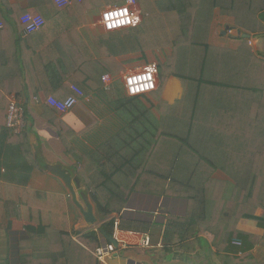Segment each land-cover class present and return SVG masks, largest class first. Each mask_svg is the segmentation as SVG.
I'll return each mask as SVG.
<instances>
[{
	"label": "crops",
	"instance_id": "obj_1",
	"mask_svg": "<svg viewBox=\"0 0 264 264\" xmlns=\"http://www.w3.org/2000/svg\"><path fill=\"white\" fill-rule=\"evenodd\" d=\"M103 1L82 0L79 5L71 0L70 6L59 9L37 0H0V264H31L30 259L43 258L58 232L78 241L85 233L96 231L97 243L90 248L93 252L109 243L100 233L101 226L117 246L104 263L96 264H220L211 242L227 234L224 230L230 228L229 221L216 229L214 216L218 218V214L203 223L195 220L203 197L201 190L195 189V168L190 167L195 164V143L189 149L179 140L178 132L170 129L193 123L196 128L211 129L209 137L214 140L212 129H229L231 120H214L218 114L211 113V107L223 101L224 117L237 108L229 102L227 108L225 97L219 101L211 97L214 92L194 87L186 95L199 99V118L193 122L175 116L174 109L187 90L172 71L158 73L155 91L129 98L124 77L148 63H165L172 49L159 51L142 43L136 51L106 58L102 38L108 33L99 24V15L104 8L118 4L97 3ZM134 1L142 13L138 0ZM262 1L254 0V7H261ZM27 13L44 19L41 29L30 35L20 23ZM253 16L247 26L238 27L234 17L221 15L215 8L206 41L210 47L224 50L225 83L247 88L254 85L264 96V31L260 29L264 30V9L256 10ZM242 35L249 37L244 41ZM103 76L110 80L104 83ZM214 76L212 72L208 77ZM91 80L94 86L90 93L68 112L59 114L46 104L48 97L65 100L71 96V85ZM246 96L240 92V104L233 105L243 106ZM12 100L23 109L24 127L16 140L4 141ZM188 104H184L185 110L193 111V104ZM206 109L210 116H206ZM25 144L30 170L16 160ZM79 159L86 162L84 173L90 184L98 188L101 183L103 189L97 191L100 205L112 210L104 217L77 173ZM56 165L71 173L76 192L87 194L97 218L95 226L86 225L64 183L46 169ZM208 175L213 180L227 179L219 170ZM119 191L120 199L112 197ZM255 214L261 216L262 211ZM108 223L111 225L105 226ZM48 228L53 230L50 240L31 244L29 230ZM236 228L257 236L262 233L255 222L245 219H240ZM145 238L149 240L147 247L141 244ZM239 251L233 253L239 255ZM252 255L257 263H264V248L254 246Z\"/></svg>",
	"mask_w": 264,
	"mask_h": 264
},
{
	"label": "trees",
	"instance_id": "obj_2",
	"mask_svg": "<svg viewBox=\"0 0 264 264\" xmlns=\"http://www.w3.org/2000/svg\"><path fill=\"white\" fill-rule=\"evenodd\" d=\"M37 1L39 3H52ZM73 1L79 3V5L82 3V0L80 2L77 0ZM123 1L126 3L127 0H104L103 2L97 3L118 4ZM138 2L141 11L146 15L145 17L142 15L143 22L144 18L149 16L151 18H148L149 24L155 25L158 28L161 27L165 31L168 30L172 37L169 43L171 45L169 47L172 49V55L165 63H157V65L158 73L160 72V68L163 71L162 74L167 71H172L175 77L185 84L187 91L179 104L183 105V107L177 104L174 109V115L177 117L181 115L183 120H193V122L199 118L197 114V101L199 99L196 100L197 96H187L188 91L194 87L202 88L203 90H207V92H214V95L211 96L212 98L217 97V99L221 98L222 100L225 97L227 101L226 107L229 102L233 107L237 108L224 117L223 113L226 112V109L223 101H221L222 103L217 101V106L211 107V113L218 114V117L214 120H231L229 129H212L214 131V136L212 137L214 140H210L209 137L211 136V129L196 128V125L193 123H189L188 127L173 128L170 130L178 132L179 140L182 141V144L185 141V145L189 149L194 148L192 146L195 143V164L192 165L191 163L190 167L195 168V183H197L195 184V189L201 190L200 192L203 196L199 211L198 206L200 204H197L199 215L195 214V220L203 223L212 214H218V218L213 215L217 219L214 225L216 229L218 226L224 225L226 221H229L230 228L224 230L227 231V234L215 237L211 242L212 247L219 256L220 264H264L257 263L252 255L254 246L259 245L264 248V96H261L255 91L254 85L247 88L246 86L241 87L239 85L225 83L223 79L224 50L210 47L206 41L215 8H219L221 15L234 17L235 25L241 27L242 25L247 26L251 21L249 17H254L253 15L256 10L264 9V5L262 6L264 0L261 3V7L257 8L254 7V0H138ZM83 7L85 8L86 6L83 5ZM69 11H72V9L70 8ZM140 25L121 31L138 30L141 28ZM142 26H144V23ZM260 29L264 31L262 27ZM239 36L241 35L239 34ZM262 38L264 40V34ZM243 40L246 41L245 38ZM138 46V34L124 33L123 36L117 38L112 37L103 41V52L105 57L110 59L117 52L127 53L129 51H136ZM196 58L198 62L195 63ZM212 72L215 74L213 79L208 77L212 75ZM74 84L82 91L83 95L89 94L92 90L91 88L94 86L92 80L89 84H80L78 82ZM249 91L251 93H248ZM240 92H245L247 95L242 104L243 106H234L233 102L240 104L238 97ZM189 99L194 102H190ZM218 100L220 101V99ZM186 102L189 103L188 106L193 104V108L190 107L193 111L185 110L184 104ZM175 116L173 120L176 119ZM206 116H210L207 109ZM208 118L206 117L207 123ZM17 135L18 133H14L11 129L6 128L5 134H3L4 141L7 138L16 140L18 138ZM202 137L203 140H201ZM199 142L201 143L199 144ZM18 154L20 156H17L16 160L23 168L30 170L31 159L26 144L18 150ZM78 161L81 166L78 167L75 165L77 173L83 178L88 189L91 191L93 200L99 204V206L97 204V211L104 217L108 211L112 210L103 209L100 205L98 198L100 194L97 191L103 189L100 186L101 183L98 184V188L93 187L84 173L86 170V162L84 159L83 161L82 159ZM28 164L30 167H28ZM177 164L178 161H176ZM217 170L225 173L227 179L224 181L213 180L208 175V173ZM114 172L120 173L119 169H114ZM196 173L199 174L197 175ZM207 187L209 188L207 189ZM131 188H133V185ZM112 194L114 195L111 196L117 199H120L122 196L121 191ZM208 194L210 196L207 199ZM127 195L128 192L125 193V196ZM258 209L262 211L261 216H256L255 214ZM240 219L255 222L257 228L262 233L257 236L239 231L236 225ZM106 225H111V223ZM49 229L51 231L48 232L47 230ZM99 229L107 232L104 226H101ZM52 231V228L37 231L35 229L29 230V241L32 244L50 240L53 235ZM234 239L240 240L241 246H234L232 244V240ZM54 240L56 241L45 248L46 256L40 259H30V263H97V260L91 254L92 249H90L91 244L95 245L97 243L96 231L85 233L78 241L72 240L64 232H58L55 234ZM38 247H41V245H38ZM35 250L38 253L41 252L39 249ZM237 250H240L239 255L235 254Z\"/></svg>",
	"mask_w": 264,
	"mask_h": 264
},
{
	"label": "built area",
	"instance_id": "obj_3",
	"mask_svg": "<svg viewBox=\"0 0 264 264\" xmlns=\"http://www.w3.org/2000/svg\"><path fill=\"white\" fill-rule=\"evenodd\" d=\"M32 1V0H26ZM42 2H52L57 8L64 9L71 5V0H40ZM81 1V0H77ZM134 0H128L122 5L108 6L104 8L99 15V24L106 33L121 31L124 29L135 28L140 25L142 15L136 7ZM20 23L27 35L38 32L44 24L42 17L38 14L27 13L20 18ZM1 28V23H0ZM232 33L233 31H228ZM110 80L109 76H103L104 83ZM158 85V65L156 62L130 72L124 77V87L126 95L129 98L140 97L156 90ZM72 95L65 100H58L53 97L46 99V104L59 114H64L71 110L84 95L82 91L74 85L70 86ZM24 127L23 109L17 106L12 100L7 109L6 128L11 129L14 133H19ZM141 244L145 247L149 245L148 238H145ZM234 246H241L238 239L232 240ZM115 252L114 245L108 243L98 246L92 255L99 263L110 257Z\"/></svg>",
	"mask_w": 264,
	"mask_h": 264
},
{
	"label": "water",
	"instance_id": "obj_4",
	"mask_svg": "<svg viewBox=\"0 0 264 264\" xmlns=\"http://www.w3.org/2000/svg\"><path fill=\"white\" fill-rule=\"evenodd\" d=\"M242 37L248 38L249 36L242 35ZM46 169L58 178H60L61 181L64 183L70 193L73 203L79 209L86 225L95 226L97 224V218L94 216L93 207L89 203L87 194L84 191H75L71 173L68 170L62 168L60 165L47 166ZM100 233L106 238V240L110 244L114 245L115 247L117 246V243L113 238L107 237L102 230H100Z\"/></svg>",
	"mask_w": 264,
	"mask_h": 264
},
{
	"label": "rangeland",
	"instance_id": "obj_5",
	"mask_svg": "<svg viewBox=\"0 0 264 264\" xmlns=\"http://www.w3.org/2000/svg\"><path fill=\"white\" fill-rule=\"evenodd\" d=\"M122 5V4H119ZM141 15H143L144 17L146 16L145 13H141ZM148 18H150L149 16L144 18V26H142L141 28H139L138 30H131V31H118V32H114V33H108L106 35L103 36V41L110 39L112 37H120L123 36L124 33L129 34V33H136L138 34V42L139 45L142 43H145L146 47H150L152 49H159V51H164L167 47L169 48V46H171L169 43L172 40V37L170 35V33L168 32V30H164L161 27H157L155 25L149 24ZM151 19V18H150ZM149 19V20H150ZM167 51V50H166ZM160 73L162 74L163 71L160 68Z\"/></svg>",
	"mask_w": 264,
	"mask_h": 264
}]
</instances>
